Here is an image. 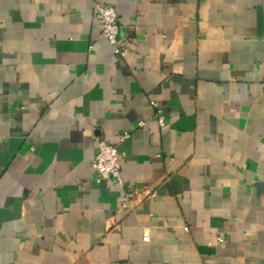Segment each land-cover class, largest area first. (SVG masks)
Returning a JSON list of instances; mask_svg holds the SVG:
<instances>
[{"label": "crops", "instance_id": "1", "mask_svg": "<svg viewBox=\"0 0 264 264\" xmlns=\"http://www.w3.org/2000/svg\"><path fill=\"white\" fill-rule=\"evenodd\" d=\"M0 264H264V0H0Z\"/></svg>", "mask_w": 264, "mask_h": 264}, {"label": "built area", "instance_id": "2", "mask_svg": "<svg viewBox=\"0 0 264 264\" xmlns=\"http://www.w3.org/2000/svg\"><path fill=\"white\" fill-rule=\"evenodd\" d=\"M93 18L96 25L100 28L102 36L111 45L113 52L116 56L122 57L132 49L134 42L133 37L126 36L120 37L119 26L117 23V14L109 4H102L95 2L93 4ZM151 109L153 117L157 123L163 125V116L158 108L156 102L149 100L147 103ZM142 122H139V126ZM128 137V133L124 132L119 136V141H123ZM91 166L95 170L96 181L103 179H113L120 182V156L115 145L109 144L103 140L98 141V152L92 160ZM131 196L130 191L125 194V201L122 203L124 206L127 204ZM187 230V227H184ZM217 241H221L218 237Z\"/></svg>", "mask_w": 264, "mask_h": 264}]
</instances>
